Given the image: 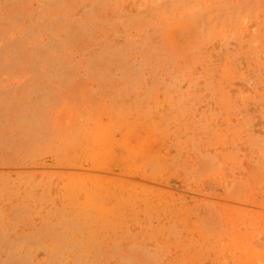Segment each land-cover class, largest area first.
<instances>
[{
	"label": "rangeland",
	"instance_id": "1",
	"mask_svg": "<svg viewBox=\"0 0 264 264\" xmlns=\"http://www.w3.org/2000/svg\"><path fill=\"white\" fill-rule=\"evenodd\" d=\"M0 264H264V0H0Z\"/></svg>",
	"mask_w": 264,
	"mask_h": 264
},
{
	"label": "bare ground",
	"instance_id": "2",
	"mask_svg": "<svg viewBox=\"0 0 264 264\" xmlns=\"http://www.w3.org/2000/svg\"><path fill=\"white\" fill-rule=\"evenodd\" d=\"M155 151V150H154ZM132 152H133V150H132ZM137 152H139V151H137ZM104 153V152H103ZM105 154V153H104ZM143 154H144V152H143ZM137 155V154H136ZM140 155V154H139ZM138 156V155H137ZM137 156H136V158H137ZM143 156V155H142ZM148 156V155H147ZM113 157V156H112ZM127 158V157H126ZM139 158V157H138ZM145 158H146V156H145ZM130 159V158H129ZM143 159V158H142ZM107 160V159H106ZM125 160V159H124ZM136 160V159H135ZM139 160H141V159H139ZM99 161H100V159H99ZM111 162H114V161H112V160H110ZM126 162H128L127 160H125ZM132 161H133V159H132ZM146 161V160H145ZM96 162V161H95ZM139 162V161H138ZM121 163H122V160H121ZM134 163V162H133ZM130 165V164H129ZM128 165V166H129ZM127 167V166H126Z\"/></svg>",
	"mask_w": 264,
	"mask_h": 264
}]
</instances>
